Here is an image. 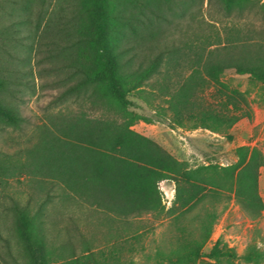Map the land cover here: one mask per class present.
<instances>
[{
	"label": "trees",
	"instance_id": "16d2710c",
	"mask_svg": "<svg viewBox=\"0 0 264 264\" xmlns=\"http://www.w3.org/2000/svg\"><path fill=\"white\" fill-rule=\"evenodd\" d=\"M253 15L260 22L252 21ZM224 18H248L249 25L243 32L224 25L225 37L212 26H202ZM194 21L199 26L189 34ZM169 28L183 30L178 41H165ZM36 44L44 46L45 57L56 59L68 79L57 99L86 98L98 112L82 109L52 118L39 128L21 164L124 223L143 213L170 214L177 220L195 205L212 200L199 218L196 234L164 252L157 264H192L202 255L217 217L214 202L225 191L232 190L252 215L264 208L257 191L264 155L257 146L238 145L231 164L189 165L132 128L137 119L147 117L131 110L127 97L129 92L143 91L152 75L160 72L165 56L181 52L193 53L194 66L169 93V105L177 112L190 109L193 91L210 79L218 80L226 68L264 81V0H0V124L4 126L18 128L24 120L15 86L28 85L24 78L32 72L28 62ZM229 102L240 109L232 98L223 107ZM225 109L200 108L198 115L228 125L239 118L237 112ZM9 162L0 157V172L16 166ZM162 179L174 182L169 206L162 201ZM43 204L33 213L26 205L13 206L19 247L16 254L9 251L12 263L7 264H47L39 218ZM80 240L85 260L78 264H98L90 241L82 234ZM68 252L74 254L73 249ZM206 255L212 264H233L238 257L221 238ZM240 257L264 262V248L249 243Z\"/></svg>",
	"mask_w": 264,
	"mask_h": 264
},
{
	"label": "rangeland",
	"instance_id": "374dc122",
	"mask_svg": "<svg viewBox=\"0 0 264 264\" xmlns=\"http://www.w3.org/2000/svg\"><path fill=\"white\" fill-rule=\"evenodd\" d=\"M205 6L204 2V9ZM249 17L260 22L254 15ZM185 23L183 20L181 27ZM224 25L243 32L249 25V19L224 18L215 25L204 23L202 26L205 29L212 26L225 37ZM198 26L196 21L192 22L189 34ZM167 31L165 41L168 43L178 41L183 33V30L175 28ZM44 53L43 45L33 46L28 62L32 72L23 77L28 80V85L15 86L18 90L15 101L24 117L21 126L13 128L0 124V157H8L9 163L16 165L0 172V254L4 256V259L0 257L1 263H12L9 253L16 254L19 247L13 206L26 205L33 213L44 202L39 218L44 228L47 264H78L85 260L81 234L83 239L90 241L98 264H157L164 252L185 237L196 234L199 218L212 200L195 205L177 220L170 214L143 213L129 216V221L124 223L111 213L90 206L73 195L71 197L63 186L37 173L33 167L21 164L27 159L26 149L37 140L39 128L52 118L82 109L93 115L98 112L86 98L71 95L64 100L57 99L68 79L63 77L65 72L56 59H49ZM181 53L165 56L160 72L152 75L141 94H127L128 107L147 117L137 119L132 128L155 140L176 158L186 160L189 165L231 164L237 159L236 147L241 144L257 146L264 155V81L247 73H238L232 67L226 68L218 80L210 79L193 91V101L189 104L192 112L189 108L177 112L169 105V93L179 87L194 66L193 53ZM164 85L169 87L168 91ZM229 98L240 107L233 108L231 102L225 107L228 113L240 114L233 123L218 124L198 115L200 108L226 110L223 106ZM159 187L162 201L169 206L174 182L162 179ZM257 191L264 202V162L259 167ZM214 203L217 217L212 231L202 246V255L192 264H212L213 259L206 254L217 238L237 252L238 257L233 264H264L246 262L240 257L249 243L264 248V208L259 214L252 215L241 206L232 190L225 191ZM69 246H72L75 258L68 252L72 250Z\"/></svg>",
	"mask_w": 264,
	"mask_h": 264
}]
</instances>
